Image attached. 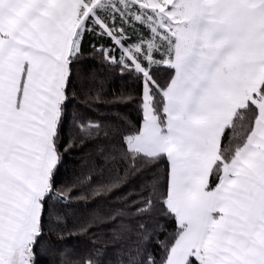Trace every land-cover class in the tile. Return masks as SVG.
<instances>
[{"label":"snow or ice","instance_id":"snow-or-ice-1","mask_svg":"<svg viewBox=\"0 0 264 264\" xmlns=\"http://www.w3.org/2000/svg\"><path fill=\"white\" fill-rule=\"evenodd\" d=\"M0 264H264V0H0Z\"/></svg>","mask_w":264,"mask_h":264},{"label":"trees","instance_id":"trees-1","mask_svg":"<svg viewBox=\"0 0 264 264\" xmlns=\"http://www.w3.org/2000/svg\"><path fill=\"white\" fill-rule=\"evenodd\" d=\"M137 118V114L135 110H132V119L135 120ZM78 160H74L72 157H69L67 163L65 165V171L67 174H71L72 170L77 166ZM163 239V237H161Z\"/></svg>","mask_w":264,"mask_h":264}]
</instances>
